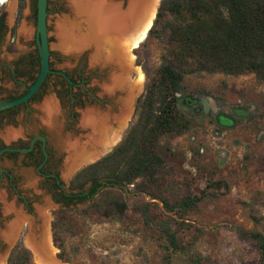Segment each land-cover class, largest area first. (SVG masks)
Returning a JSON list of instances; mask_svg holds the SVG:
<instances>
[{"label": "rangeland", "instance_id": "1", "mask_svg": "<svg viewBox=\"0 0 264 264\" xmlns=\"http://www.w3.org/2000/svg\"><path fill=\"white\" fill-rule=\"evenodd\" d=\"M5 4L2 12L8 27L15 17L14 48L18 56L24 53L23 44L32 38L34 31L31 1L7 0ZM57 21L79 22L73 19L68 0H48L49 62L53 69L67 73L78 85L62 88L53 77H49L47 86L34 100L24 108H17L15 116L2 121L0 143L6 146L14 142L22 129L31 135L36 132L43 134L47 151L56 160L51 170L66 193L70 178L89 165L71 170L67 168L72 154L68 152L66 142L79 138L84 141L81 136L85 133L79 125L81 113L88 108H111L114 115L118 114V109L127 105V91L134 88L131 85H138L135 81L139 71L142 74L140 90L136 89L135 98L130 99H133L132 109L121 141L136 120L137 102L144 93L146 76L154 74L159 65L161 45L146 38V34L142 42L131 50V66L122 73L119 87L107 95L104 84L111 77L110 71L91 60L93 48L76 55L72 54L74 51L60 49L54 35ZM21 90L20 85L11 86L5 80L0 81V101L6 94H17ZM182 92L184 96L193 95L204 100L206 107L190 116L191 126L185 133L177 137L163 136L159 140L166 174L158 186L160 189L157 187L154 192L174 208L185 197L199 198L195 206L184 212H166L160 201L150 200L145 194L134 191L133 185L106 184L102 188L110 197L117 196L124 201L126 208L122 214L110 217L96 214L88 209V199L58 210V205L51 204L49 195L40 189V184L36 186L40 180L33 167L14 169L15 191L20 197H27L29 207L28 213L24 214L20 211L19 201L13 212L6 211L5 206L16 199L13 193L9 194L7 204L0 205L2 216L9 213V217L0 223V262L5 263L10 249L17 242L28 250L25 237L29 227L38 240L45 220L50 244L55 250L52 255L57 258L61 252V258L57 259L62 264H190L187 257L199 258V264H259L254 244L240 239L237 230H262L260 225L253 224L250 217L259 218L264 212V81L256 79L253 74L198 73L184 78ZM57 97L62 100L63 111L68 112L67 119L60 111ZM48 100L57 106L51 126L43 121V104ZM233 110L241 113L234 115ZM219 115L232 119V124L228 128L217 126L215 118ZM10 132L16 136L7 141L6 136ZM136 202H153L149 209L154 223H149L146 221L148 217L137 213ZM18 214L23 220L17 223ZM179 214L183 217L179 218ZM159 221H167L170 230L184 244L187 243L185 255L172 254L164 249L166 243L160 239L157 228ZM12 228H15V233L9 242L4 235ZM28 251L31 264H36Z\"/></svg>", "mask_w": 264, "mask_h": 264}, {"label": "trees", "instance_id": "2", "mask_svg": "<svg viewBox=\"0 0 264 264\" xmlns=\"http://www.w3.org/2000/svg\"><path fill=\"white\" fill-rule=\"evenodd\" d=\"M146 38L160 43L161 54L155 73L146 76L134 124L117 146L77 171L67 186L68 191L80 194L85 185H90L89 195L96 197L90 201L88 209L103 217L120 215L126 208L124 201L117 196L110 197L102 188L106 184L133 185L134 191L160 201L166 212H184L199 201V198L185 197L174 208L154 190L161 186L166 174L159 140L163 136L177 137L185 133L191 126L190 116L206 107L204 100L184 96L182 82L187 75L253 74L264 81V0H161ZM232 113L241 112L233 110ZM232 122L223 115L215 118L216 125L222 128H228ZM86 198L77 196L76 203ZM64 200L68 203L70 199ZM152 205L153 202L134 204L137 213L148 217L149 223L154 221L149 209ZM250 219L262 230L238 229L237 235L254 244L258 262L264 264V212L259 218L251 216ZM157 228L160 239L166 243L165 250L186 254L187 243L170 230L167 221L157 222ZM52 240L55 243L54 234ZM60 253L56 255L59 259ZM187 261L200 263L199 258L187 257ZM5 264H31L30 253L17 242L10 249Z\"/></svg>", "mask_w": 264, "mask_h": 264}, {"label": "bare ground", "instance_id": "3", "mask_svg": "<svg viewBox=\"0 0 264 264\" xmlns=\"http://www.w3.org/2000/svg\"><path fill=\"white\" fill-rule=\"evenodd\" d=\"M5 0H0V4ZM158 0H126L121 7L119 2H106L104 0H68L73 19L79 22L57 21L54 26V35L57 46L62 50L79 53L87 48H93L91 60L109 69L111 77L104 84L107 95L115 92L123 80L122 73H126L131 66L133 55L131 49L135 48L144 39L146 30L152 20ZM124 8V9H123ZM26 31V30H24ZM27 33V32H26ZM127 76L124 78V83ZM142 74L137 71L135 83L138 85L127 91L126 106L118 109L114 115L112 109L100 110L88 108L81 113L79 125L85 135L73 142H66V148L72 155L68 160L67 168L91 163L108 153L122 138L130 112V104L135 98L134 93L140 90ZM56 105L51 101L43 104L45 124L50 125L56 116ZM132 109V108H131ZM16 134L10 132L6 140L14 138ZM6 211H12L11 205L5 206ZM16 213V212H15ZM17 214V213H16ZM16 222H22L23 217L17 215ZM46 221L43 220L42 231L36 240L29 227L25 237V244L30 250L36 264H62L55 261L52 253L55 252L50 244ZM15 228L9 229L4 235L7 241L13 238ZM0 264H2L0 262Z\"/></svg>", "mask_w": 264, "mask_h": 264}, {"label": "flooded vegetation", "instance_id": "4", "mask_svg": "<svg viewBox=\"0 0 264 264\" xmlns=\"http://www.w3.org/2000/svg\"><path fill=\"white\" fill-rule=\"evenodd\" d=\"M30 1L35 23V0ZM6 2L7 0L0 4V81L5 80V83H10L11 86L20 85L22 90L17 94H6L1 101L8 99L11 100L10 98L14 99L21 96L34 81L39 68L36 35L34 31L32 38L28 39L23 44L25 50L24 53L18 56L15 55V17L12 20L11 26L8 27L4 20V13L2 12V9L5 7V5H7L5 4ZM47 4L48 0H46V12ZM19 41L22 42V38H20ZM6 56H10V58L7 59ZM48 60H50V54L48 56ZM48 65L50 71L61 72L65 74L70 83H68L66 79L59 74H48L38 91L26 103L0 111V125L4 119L15 116V111L17 108H24L28 102L34 100L39 92L47 86L46 81L49 77H53L62 88H71L78 85V83H76V81L67 73L63 72L62 70L53 69L50 65V62H48ZM6 78H8V80H6ZM57 103L59 105L60 111L65 113L64 118L67 119L69 115L68 112L66 113L63 111L64 108L60 97H57ZM38 137H42L44 141L42 142ZM28 148L30 149L25 152H20V150H26ZM4 149L8 150L2 151ZM55 164V158L47 151L46 138L40 132H36L31 135L27 134L25 130L22 129L20 135L17 136L14 142H11L6 146L0 143V189L2 191H0V205H3V203L7 204L9 201V194L13 193L16 195V199H14L11 204L13 209L18 207L17 203L20 201V211L24 214L28 213V199L24 195L20 197L19 193L15 191L14 183L16 178L13 176L12 171H14V169L17 171L32 167L35 169V173L38 175L40 180L36 182V186L39 187L38 185L40 184V189L49 195L51 204L58 205V210L75 203L77 196H87L86 199H88V203H90L91 199L94 197L93 194L89 195L90 185H88L85 190L80 192V194H78V192H70L68 190L65 193L64 190H62V184L60 183L56 174H54L51 170ZM47 183L48 185H46ZM65 198L70 199L67 201L68 203L65 202ZM12 212L10 213L12 214ZM8 217L9 213L2 216L0 211V223L1 220L7 219Z\"/></svg>", "mask_w": 264, "mask_h": 264}, {"label": "water", "instance_id": "5", "mask_svg": "<svg viewBox=\"0 0 264 264\" xmlns=\"http://www.w3.org/2000/svg\"><path fill=\"white\" fill-rule=\"evenodd\" d=\"M104 1H106V2H115V3L119 2L121 7H124L126 5V0H104ZM160 1L161 0H158V2H157V5H156V8H155L152 20H151V22H150V24H149V26H148V28L146 30L144 38H145L148 30L150 29L151 25H152V22H153V20L155 18L156 10H157V7H158ZM34 32H35V35H36V45H37V53H38V59H39L38 73H37L34 81L32 82V84L25 90V92L21 96H19L17 98H14V99H11V100L0 101V111L3 110V109H6V108H10V107H14V106L26 103L38 91V89L40 88L41 84L45 80L46 76L48 74H50V73L59 74L62 77H64L68 83H70V81L66 78L65 74H63L61 72H52V71L49 70V65H48V62H49V60H48L49 49H48V36H47V29H46V0H35ZM133 49H131V50H133ZM72 54L76 55L77 52H72ZM106 67H109V66H106ZM106 69H108V68H106ZM131 105H132V103L130 104V107H131ZM38 138L42 142L44 141V139L42 137H38ZM29 149L30 148H28L26 150H20V152H25V151H27ZM6 150H8V149H4L2 151H6ZM108 153H106V154H108ZM97 160H99V159H97ZM97 160H95V161H93L91 163H88V164H92V163L96 162ZM76 168H78V167H76ZM76 168L73 167L72 169H76ZM52 257H53V259L55 261L60 262L55 256L52 255Z\"/></svg>", "mask_w": 264, "mask_h": 264}]
</instances>
